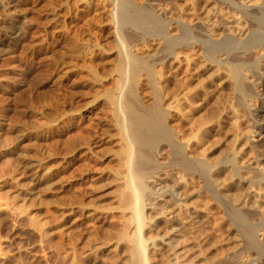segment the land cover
<instances>
[{
	"label": "rangeland",
	"instance_id": "obj_1",
	"mask_svg": "<svg viewBox=\"0 0 264 264\" xmlns=\"http://www.w3.org/2000/svg\"><path fill=\"white\" fill-rule=\"evenodd\" d=\"M127 1L129 9L112 0H0V264H133L132 239L144 264H218L222 256L221 212L191 192L198 181L179 178L167 143L139 146L136 165L150 178L144 196L131 197L124 151L135 126H115L110 100L129 104L127 115L133 105L144 113L160 103L171 133L184 140L189 130L176 98L192 91L182 95L185 112L192 106L204 122L197 139L217 160L218 136L206 123L220 76L202 72L187 50L181 65L174 56L163 62L158 38L177 35V18L213 30L230 12L214 0ZM123 9L134 14L130 24L120 23ZM126 51L144 59L140 66L153 65L152 80L141 73L133 97L117 70ZM214 178L219 186L225 175Z\"/></svg>",
	"mask_w": 264,
	"mask_h": 264
},
{
	"label": "bare ground",
	"instance_id": "obj_2",
	"mask_svg": "<svg viewBox=\"0 0 264 264\" xmlns=\"http://www.w3.org/2000/svg\"><path fill=\"white\" fill-rule=\"evenodd\" d=\"M214 1L227 7L225 14L228 15L227 12H230L228 20L220 16L221 19L216 26H211L214 29L208 30L207 26L205 27V21L196 18L195 23L187 24L177 18V35L173 37L163 33L164 35L158 39L161 42L159 45L163 62L166 57L174 56L181 65L180 62H183L181 55L184 50H187L191 57H196L195 60L202 64L200 65L202 72L213 70L215 75L220 76L221 86L209 95L214 107L211 119H208L209 122L206 123L208 128L218 136L221 152L217 160H211L212 157L206 154L205 148L200 145L199 137L196 135L202 129L204 122L192 114V106L185 112L182 101L189 98L190 95L187 93L191 94L192 91L184 93L185 96L182 94L185 98L182 95H177L176 98L178 115L186 120L189 130V135L184 140L177 137L176 131L174 134L171 133L166 123L167 109L161 107L160 103L158 105L156 102L149 111L144 113L138 107L132 109L134 105L132 107L130 105L131 109L129 108V115H127L128 113L126 114L123 109L128 108L122 106L124 103L125 107H129V104L126 106L124 100V102L121 99L118 101L114 97L111 99L112 96L109 95L107 98L111 99L110 102L115 107L113 109L114 120L117 123L115 126L120 131L128 124L130 127L135 126L131 128L132 138L130 139L132 140H128L133 142L127 145L124 140L125 144L123 143L124 146L127 145L124 151L125 164H123L128 178V182L126 181L124 185L132 193L131 197L135 200L140 196L143 197L147 189L146 180L150 178L144 173L145 168L142 171L139 170L142 168L136 165L137 159L140 158V152L138 153L140 149H137L144 142L148 144L147 142L151 140L160 139L174 149L173 162L180 175L179 178L188 180L190 185L198 181V188L192 185L191 192L195 194L203 192L209 200L215 202L221 212L222 233H220L224 249L218 264H264V0ZM112 2L122 8L129 4L127 0H112ZM143 11L144 9L139 7L134 14L138 18ZM134 14L132 12L133 16ZM132 15H129L127 10L120 13L118 16L121 25L130 24L129 19L133 18ZM207 31H211V34ZM159 34L162 33L159 32ZM120 35L123 37L121 33ZM131 53L121 52L117 67L120 76L125 77L123 87L126 89L124 90L129 89V92L131 88L137 90L141 73H144L149 80H152L153 74V65L150 62L145 60L143 66H140L144 59ZM187 58L188 56L185 60L189 59ZM133 93L130 92L129 96L133 97ZM242 118L244 119L242 121L247 124L245 130H242L244 127L240 129ZM154 128L159 132L156 136H153L157 134L152 130ZM151 131L155 134L152 135ZM194 138H196L194 142H197L195 144L192 143ZM150 143L153 145L154 141ZM152 145L145 146H149L150 154L156 152V149L151 151ZM216 173L225 175L224 182L219 186L214 178ZM179 196V200L182 201L181 194ZM141 206L142 203L133 212L137 222L142 221L140 220ZM178 206L180 209L181 204H177ZM132 241L134 242L133 264H144L145 256L138 239L135 241L132 239Z\"/></svg>",
	"mask_w": 264,
	"mask_h": 264
}]
</instances>
